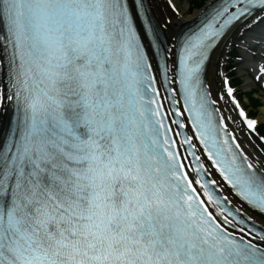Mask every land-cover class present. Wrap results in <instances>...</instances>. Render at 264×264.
Instances as JSON below:
<instances>
[{
    "label": "snow or ice",
    "instance_id": "6c2138e0",
    "mask_svg": "<svg viewBox=\"0 0 264 264\" xmlns=\"http://www.w3.org/2000/svg\"><path fill=\"white\" fill-rule=\"evenodd\" d=\"M148 9L0 0V264H264V167L219 105L251 137L258 122L206 79L264 0H220L166 43Z\"/></svg>",
    "mask_w": 264,
    "mask_h": 264
},
{
    "label": "bare ground",
    "instance_id": "6f19581e",
    "mask_svg": "<svg viewBox=\"0 0 264 264\" xmlns=\"http://www.w3.org/2000/svg\"><path fill=\"white\" fill-rule=\"evenodd\" d=\"M212 1L213 0L208 1L204 7L198 9H195L194 7L191 9V7L189 6L191 2H185V4L180 7L179 15L177 16L174 15L173 12L169 9L166 0H148V11L157 32L166 43L168 40H172L176 36H178L182 28L186 24L194 21L198 17V15L205 9V7ZM169 19L171 20V23L168 24L165 28V21ZM255 29H259L258 24L245 32L243 37L238 34L237 30H233L228 34L227 37H225V40L213 52L210 63L207 67L206 79L208 86L210 87V90L212 91L214 96L220 89V77L214 76V73H216L217 71H219L220 73L221 69L225 70L226 57L231 52L233 46L238 45L239 49L245 51L246 47L244 41L252 42L253 40H257L258 37H260L255 34H250V32H253ZM258 32L264 35V26L261 27ZM260 55L264 57V52L261 51ZM249 62L250 65H252V62ZM222 63L224 64V67H221ZM219 107L223 110V115L231 117V119L227 121L228 126L232 133L237 137L238 142L240 143L244 152L249 156L253 163L258 164V167H264V147H262L257 141H255V137H251L249 134H246L242 127L238 126L239 119L237 118L235 112L228 111V106H225L223 102H221ZM232 120H236L237 122L234 124L232 123ZM258 121L259 123L261 122V120ZM233 200H235L234 197ZM249 215L255 214L249 212ZM257 225L259 227L264 226L261 224L259 218H257Z\"/></svg>",
    "mask_w": 264,
    "mask_h": 264
},
{
    "label": "rangeland",
    "instance_id": "374dc122",
    "mask_svg": "<svg viewBox=\"0 0 264 264\" xmlns=\"http://www.w3.org/2000/svg\"><path fill=\"white\" fill-rule=\"evenodd\" d=\"M197 1V0H191V4L189 5L191 7V9L194 7V2ZM185 2H188V1H185V0H176V4L178 6V8L180 9V7L185 4ZM194 10V9H193ZM192 10V11H193ZM232 62V61H230ZM226 63V62H225ZM232 65H234V62L232 63ZM244 64H238L236 65V67L233 69V70H236L235 71V78H237L238 76L241 77V85H239L237 88L239 91L241 92H244V91H248L249 89L251 88H254L256 93H255V96L256 97H259L261 99V101L264 103V92H262V90L259 89V87L257 85H253L251 84L250 82L252 81V76L250 75V72L243 68ZM234 79V77H233ZM242 103L246 106V107H249L248 106V102L246 99H243L242 100ZM250 112L253 113V110L252 108L249 107L248 109ZM253 116V115H252ZM255 117L258 118V120H261L260 123H264V105L261 106L259 109H257V113L255 114Z\"/></svg>",
    "mask_w": 264,
    "mask_h": 264
},
{
    "label": "trees",
    "instance_id": "16d2710c",
    "mask_svg": "<svg viewBox=\"0 0 264 264\" xmlns=\"http://www.w3.org/2000/svg\"><path fill=\"white\" fill-rule=\"evenodd\" d=\"M204 1L205 0H197L194 2V4H196V6L199 7L203 4ZM250 100L252 101L253 108L257 107L260 104L259 100H255L252 98ZM261 133L264 134V126H262V128H261Z\"/></svg>",
    "mask_w": 264,
    "mask_h": 264
}]
</instances>
